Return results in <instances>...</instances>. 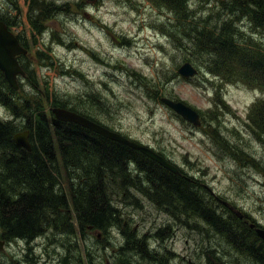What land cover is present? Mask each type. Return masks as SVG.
Here are the masks:
<instances>
[{
  "label": "rangeland",
  "instance_id": "rangeland-1",
  "mask_svg": "<svg viewBox=\"0 0 264 264\" xmlns=\"http://www.w3.org/2000/svg\"><path fill=\"white\" fill-rule=\"evenodd\" d=\"M38 1L51 13L36 30L33 20L40 7L35 0H0V17L29 50L23 60L27 76L19 78L13 94L16 104L43 100L50 115L57 100L87 115L178 167L182 180L192 183L205 205L225 220L235 214L209 189L249 223L264 228V143L249 118L255 103L264 101V92L202 70L182 77L178 70L190 51L178 48L182 35L171 23L176 38L155 27L169 16L151 0ZM187 8L197 18L218 10L199 0H190ZM223 18L236 21L242 45L249 37L264 45L248 17L223 11ZM162 98L194 109L202 125L183 119ZM0 119L14 123L19 132L27 127L26 120H16L15 112L1 103ZM114 199L120 221L105 232L45 229L33 240L6 241L0 228V239L6 241L0 264H216L215 256L225 264H260L235 250L203 219L175 214L145 191L129 190ZM130 239L136 243L129 244ZM251 239L263 245L256 235ZM140 240L153 253L150 257L139 252Z\"/></svg>",
  "mask_w": 264,
  "mask_h": 264
},
{
  "label": "trees",
  "instance_id": "trees-1",
  "mask_svg": "<svg viewBox=\"0 0 264 264\" xmlns=\"http://www.w3.org/2000/svg\"><path fill=\"white\" fill-rule=\"evenodd\" d=\"M151 1L169 16L154 23L159 32L176 38L170 23L180 31L178 48L190 51L186 62L215 78L243 81L264 92V45L256 44L251 37L242 45L236 21L223 18V11L248 17L253 32H260L264 38V0H199L203 5L214 3L218 9H212L205 18H197L187 8L190 0ZM35 3L40 7L33 20L37 30L51 11L38 0ZM0 84V103L13 110L16 118H25L32 148L27 151L18 147L14 142L18 126L0 119V228L6 241L33 240L45 229L105 232L120 221L119 202L114 196L126 195L129 190L145 191L160 206L172 207L175 214L203 219L235 250L264 264V242L261 247L256 245L251 239L256 235L254 230L236 215L225 220L207 207L192 183L124 144L79 125L57 121L45 112L43 100L18 106L1 71ZM59 103L55 100L52 107L66 108ZM251 111L255 134L264 143V101H257ZM131 165L136 169L130 171ZM128 243L136 241L130 239ZM136 246L143 255L153 254L141 240ZM120 259L124 263V255ZM213 259L216 264H225L218 256Z\"/></svg>",
  "mask_w": 264,
  "mask_h": 264
},
{
  "label": "water",
  "instance_id": "water-1",
  "mask_svg": "<svg viewBox=\"0 0 264 264\" xmlns=\"http://www.w3.org/2000/svg\"><path fill=\"white\" fill-rule=\"evenodd\" d=\"M20 54H26V50L19 45L18 39L8 30L6 25L0 22V70L4 73L7 81L15 89H18L17 75L24 74L23 70L20 68L16 60V57ZM197 73V69L190 63H185L179 69V74L185 78L194 77L195 75H197ZM162 102L189 123L196 126L201 125L200 115L194 109L186 106L181 102H175L167 98H163ZM52 112L55 115V118L59 121L77 124L107 139L122 143L130 147L131 149L137 150L142 154L146 155L148 158L157 162L166 170L174 174H179V170L176 166L172 165L164 157L160 156L151 148L145 145L131 141L119 133L110 131L107 128L99 125L98 123L93 122L92 120H89L86 117L77 114L76 112H72L70 110L60 107L54 108ZM29 138L30 132L25 131L16 134L14 136V141L18 147H21L27 151H31L32 148ZM217 200L223 203L224 205H227L226 202H223L219 198H217ZM237 215L241 219L244 217L239 212L237 213ZM251 227L255 229L257 235L264 241V229L257 228L254 224H252ZM2 248L3 242L0 241V249Z\"/></svg>",
  "mask_w": 264,
  "mask_h": 264
},
{
  "label": "flooded vegetation",
  "instance_id": "flooded-vegetation-1",
  "mask_svg": "<svg viewBox=\"0 0 264 264\" xmlns=\"http://www.w3.org/2000/svg\"><path fill=\"white\" fill-rule=\"evenodd\" d=\"M0 19L2 20L3 18L0 17ZM4 23H7L6 21H3ZM8 26V24H7ZM22 45H24L22 42H20ZM25 46V45H24ZM28 55V54H27ZM27 55H20L17 57V61L20 65V67L22 68V70L25 72L24 73V77L27 76V70H26V66L23 64V60L26 58ZM16 120H25V118H16ZM30 135H31V131L29 130Z\"/></svg>",
  "mask_w": 264,
  "mask_h": 264
},
{
  "label": "bare ground",
  "instance_id": "bare-ground-1",
  "mask_svg": "<svg viewBox=\"0 0 264 264\" xmlns=\"http://www.w3.org/2000/svg\"><path fill=\"white\" fill-rule=\"evenodd\" d=\"M158 100V99H157ZM20 104V103H19ZM222 206V205H221ZM130 226V225H129ZM125 233V232H124ZM143 235V232H142ZM46 237V236H45ZM89 238V237H88ZM151 238V237H150ZM224 242V241H223ZM33 244V243H32ZM30 245V244H29ZM99 246V245H98ZM224 246V245H223ZM228 249V248H227ZM226 251V250H225ZM99 252V251H98ZM230 253V252H229ZM222 254V253H221ZM102 255V254H101ZM3 257V256H2Z\"/></svg>",
  "mask_w": 264,
  "mask_h": 264
}]
</instances>
